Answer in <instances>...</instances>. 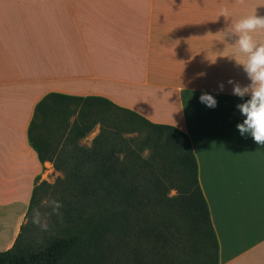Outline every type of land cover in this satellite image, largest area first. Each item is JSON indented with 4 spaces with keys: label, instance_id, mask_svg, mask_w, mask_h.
<instances>
[{
    "label": "crops",
    "instance_id": "obj_1",
    "mask_svg": "<svg viewBox=\"0 0 264 264\" xmlns=\"http://www.w3.org/2000/svg\"><path fill=\"white\" fill-rule=\"evenodd\" d=\"M254 11L264 16V0H0V251L19 233L36 178L56 172L28 128L37 102L61 93L103 97L185 132L218 264H264V146L236 127L242 100L228 81L249 80L223 35ZM253 36L264 43V30Z\"/></svg>",
    "mask_w": 264,
    "mask_h": 264
},
{
    "label": "trees",
    "instance_id": "obj_2",
    "mask_svg": "<svg viewBox=\"0 0 264 264\" xmlns=\"http://www.w3.org/2000/svg\"><path fill=\"white\" fill-rule=\"evenodd\" d=\"M97 123L91 145L81 144ZM28 138L63 175L52 183L36 178L26 221L0 251V264H218L196 158L176 126L103 97L48 93ZM167 189L178 196L166 200ZM44 190L61 207L59 214L49 207L48 229L35 234L29 215Z\"/></svg>",
    "mask_w": 264,
    "mask_h": 264
},
{
    "label": "clouds",
    "instance_id": "obj_3",
    "mask_svg": "<svg viewBox=\"0 0 264 264\" xmlns=\"http://www.w3.org/2000/svg\"><path fill=\"white\" fill-rule=\"evenodd\" d=\"M227 15L228 10L222 8L220 16ZM258 30H264V16L254 11L251 15L237 20L223 32V35L224 39L231 38L234 41L237 53L243 57L241 61L235 60V62L243 68L249 80V83L244 86L231 79L228 81V84L232 85V94L242 100V103L237 104L236 107L243 120L236 127L242 136H251L257 145L264 146V43L254 39L253 34ZM218 87L220 91H223V84ZM199 101L209 108L217 106L216 99L208 93H202ZM49 203L53 207V212H57L61 207L57 201ZM41 221L39 210H33L32 223L47 230V216L43 223Z\"/></svg>",
    "mask_w": 264,
    "mask_h": 264
},
{
    "label": "rangeland",
    "instance_id": "obj_4",
    "mask_svg": "<svg viewBox=\"0 0 264 264\" xmlns=\"http://www.w3.org/2000/svg\"><path fill=\"white\" fill-rule=\"evenodd\" d=\"M106 115L107 116H112V114L114 113L113 110H107L105 111ZM74 119V116H72L70 118V122ZM99 131V124H95V126L92 128L91 131H89L82 139H80V143L83 144V145H86V146H89L91 145L92 143V140L93 138L95 137V135L98 133ZM54 168V167H53ZM55 169V168H54ZM56 170V169H55ZM62 172L61 171H58L56 170V172L54 171L53 172V176H50L49 177V181L50 183L54 182L55 179L60 176L62 177ZM47 181V180H46ZM178 195L176 193V191L174 189H167L164 193V198L166 200H171V199H174L176 198ZM37 199H39V202L38 204L32 209L31 213H30V217L32 219V216H33V210H39V212L41 213V222L43 223L44 222V218L45 216H47V221L50 219V209L49 207L52 206L49 202L51 201V197H50V194H49V190H44L42 191L41 193H39L37 195ZM26 221V219L24 220V222ZM34 227L33 229H35V231L33 230V232L35 234H37L39 232V230H41V226L39 225H36V224H33ZM177 253H179V251H177Z\"/></svg>",
    "mask_w": 264,
    "mask_h": 264
}]
</instances>
